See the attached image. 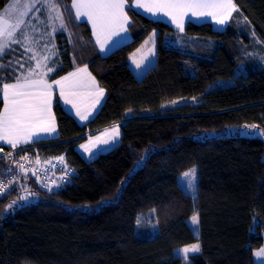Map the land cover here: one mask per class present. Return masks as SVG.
<instances>
[{"label":"trees","instance_id":"trees-1","mask_svg":"<svg viewBox=\"0 0 264 264\" xmlns=\"http://www.w3.org/2000/svg\"><path fill=\"white\" fill-rule=\"evenodd\" d=\"M10 2L0 0V13ZM233 2L224 30L189 22L180 32L127 9L133 39L106 56L90 25L71 10V23L56 35L62 70L50 80L88 66L107 99L82 126L57 95L58 137L0 158V179H14L16 189L0 200V264H186L175 252L196 242L201 251L191 264H255L254 252L264 245V137L239 130L264 129V0ZM71 3L61 5L66 20ZM154 31L156 62L138 78L129 58ZM12 58L11 52L0 63ZM230 79L232 85H218ZM180 99L195 103L165 107ZM2 105L0 98V111ZM115 124L122 125L120 143L87 161L78 147ZM26 154L64 156L74 169L71 182L50 192L19 168ZM192 167L195 200L178 186ZM25 195L28 202L19 200ZM14 200L22 206L9 209ZM149 211L158 234L139 239V217ZM194 214L199 237L188 222Z\"/></svg>","mask_w":264,"mask_h":264},{"label":"snow or ice","instance_id":"snow-or-ice-1","mask_svg":"<svg viewBox=\"0 0 264 264\" xmlns=\"http://www.w3.org/2000/svg\"><path fill=\"white\" fill-rule=\"evenodd\" d=\"M62 4L63 0H30V4H20L17 0L13 4L11 12L0 15V59L11 54V51H13L11 44L21 43V40L27 41L29 44L36 43L28 28L30 27L32 31L37 30L36 25L32 23V19L39 20L37 13L41 11L47 12L49 20H59V29H66L73 19L71 10L74 9L76 20L86 17L88 21H91L95 43L104 52L123 43L128 38L130 28L135 26L128 15V11L135 13L139 9H144L156 17L157 20L159 19L158 14L162 12L164 16L171 18L180 32H183L184 17H187L190 22L193 17H210L217 25L224 26L232 15V11L236 8L233 0H151L149 3H145L143 0H133L132 5L128 4V0H72L71 5L67 6L69 15L66 20L65 12L61 8ZM37 5L41 7H37ZM126 7L128 11H125ZM33 8H35V12L32 13L31 19L26 20ZM56 31L58 29L54 27L53 32ZM113 37H117V39H113ZM26 50L33 51L30 47ZM49 51H51L52 56L57 55L55 51ZM39 55V53L34 52L29 58L36 61L35 67L29 64L27 71L19 74H17L18 70L12 67L11 62L8 66L0 63V85H2L3 98V110L0 111V141L10 145L13 149L20 148L21 151L26 150L25 145L37 142V138L41 134L56 132L55 119L51 109L54 86L59 89V96L64 100V103L70 104L76 109V115L79 116L81 121L89 120L92 112L81 111L76 99L80 95V90L84 88L93 90L89 92V95L96 97L92 105L93 108L100 103L99 98L103 96V90L96 86L95 78L87 72V67L77 68L76 71L69 73L67 76H62L60 79L53 78L50 83L48 77L53 73H58L62 68L55 61L50 65L48 63L49 56L37 59ZM137 67H140V65L137 64ZM20 68H24V65L20 64ZM82 73L86 74L89 79H83L81 77ZM7 80L13 82H6ZM172 103L176 104L177 101ZM121 126L117 125L112 129L114 135L109 138L102 140L97 136L95 143L108 148L114 147ZM250 128L251 130L246 126L243 131L249 136L264 137V129H259L255 124L251 125ZM91 143L90 138L89 144ZM80 147L92 156H95L96 152L106 150L104 147H98L96 152H93L89 145H80ZM0 151H3V149L0 148ZM139 166L137 164L136 167ZM19 167L21 170L24 168L23 165H19ZM8 172L10 173L11 169H8ZM33 175H36V173L34 172ZM179 180L180 184L178 186L181 190L191 195L195 200L198 193L196 169L192 168L184 172ZM70 182V180L66 181V183ZM14 184V179L0 181V189H2L0 190V200L16 190L15 187H12ZM60 187V185H56V188ZM121 187H123V184ZM24 191L29 192L27 188ZM49 191L51 192L52 189L50 188ZM32 194L29 192V195ZM28 199V196L19 197L21 201H28ZM107 203H109L107 200L101 201L102 205ZM21 206L20 203L14 200L8 205V208L14 209ZM192 222L194 224L198 223V217L193 216ZM178 251L182 252V258L186 264H191L194 255L200 253L201 248L199 244H193ZM190 253L193 255L190 256ZM254 255L258 258L264 257V248L256 251Z\"/></svg>","mask_w":264,"mask_h":264},{"label":"crops","instance_id":"crops-1","mask_svg":"<svg viewBox=\"0 0 264 264\" xmlns=\"http://www.w3.org/2000/svg\"><path fill=\"white\" fill-rule=\"evenodd\" d=\"M16 2H17V0H11L9 5L5 8V10L2 13H0V15H6L8 12L12 11V6ZM143 2L149 3V2H151V0H143ZM19 3L20 4H30V0H19ZM37 7H41V6L37 5ZM236 9L237 8H235V10L232 11V15L228 18V20L226 22V25H224V26L217 25L216 22L214 20H211L210 17H201V18L193 17L191 22H194V23H197V24L210 23V24L213 25L214 29H216V30H224L229 25L234 13L236 12ZM73 11L75 12L74 9H73ZM125 11H127V7H126ZM33 12H35V8L32 9V12H29V15H28V17H26V20L27 19H31ZM136 12L144 15L147 18H150V19H153V20H157L156 17H154L151 13L146 12L144 9H139ZM37 15L39 16V20L32 19V23L36 25V29L37 30L36 31H32V29L30 27L28 28V31L30 32L31 36L36 41V43L29 44V42L21 40V43L11 44V49L13 50L11 52L13 53V58L10 59V60H11V64L13 65V67L18 70L17 74H19L20 72H26L27 69H28L29 64H31L33 67H35L36 61L29 59L34 54V52L40 54L37 57V59H40L43 56H49L50 59H49L48 63L50 65L52 64L53 61H55L57 64L60 63V57H59V52H58L57 43H56V35H57V33L60 32L61 30H63V29H59V23L60 22H59V20H55V21L49 20L47 18L48 14H47L46 11H41L40 13H37ZM189 15H191V13H189ZM158 16H159V19H158L159 21H163V22L169 24L170 26H172L173 28H175L176 30H178L177 27H176V24L172 22L170 17L164 16L162 12L159 13ZM78 21L87 22L90 25L91 29H92V23H91V21H88L86 17H81V19L78 20ZM56 22H57V24L55 25ZM189 22L190 21L188 20V18L184 17V20H183L184 29L186 28V26H187V24ZM46 25L49 27L48 30H46ZM53 25H54L55 28L58 29V31L53 32V28H54V27H52ZM49 33H51V35H49ZM92 34H93V29H92ZM93 38H94V41H95V36L94 35H93ZM147 38L144 40V42L141 44V46L138 49H136L131 54V56L129 58V64H130L131 68L133 69V71L135 72V74L137 75L138 78H141V77L138 76V73L139 72H143L144 70H148L155 63V59H156V54L154 53V51H152V54H151L145 48V43H146ZM113 39H117V37H113ZM132 39H133V33H132L131 29H130L128 38L126 40H124L123 43L118 44L115 47H112L110 50H106V51L102 52L100 50V46L98 44H96V45H97V47H98V49L100 51V54L103 55V56H106V55L110 54L112 51H114L115 49H117L118 47L130 42ZM8 43H10V41H8ZM28 47L32 48L33 51H27L26 49ZM49 50L55 51L57 53V55L52 56L51 55V51H49ZM20 64H23L24 68H20ZM137 64H139L140 67H137ZM84 67H87V72L90 73L92 77H94L93 73L91 72V70L89 69L88 66H82V67H78V68H84ZM76 69L72 70L71 72L76 71ZM71 72H69V73H71ZM69 73H67V74H65L63 76H67ZM50 76L48 77V80L51 83L52 80H50ZM81 77L83 79H85V80L89 79L88 76L86 74H83V73L81 74ZM57 79H60V77L57 78ZM95 84H96V86L99 89L103 90V96L99 98L100 99V103L97 104L95 106V108H93L92 105L95 102L96 97L94 95H89V92L93 91L92 89H90V88L81 89L80 90V95L76 98L77 102L80 105V109H81L82 112L83 111L92 112V116L89 118V120H86V121H81L80 120L79 116L76 115V109L73 108L72 105L64 103V100L59 96V89L54 86L51 109H52V114H53L54 119H55L56 132L51 133V134H41V136L37 138V142L54 139V138L58 137V135H59L58 125H57L56 117L54 115V103H55V98H56L57 95L59 96L64 109L69 114H71L77 120V122L80 125L83 126V125L89 123L91 120H93L97 116V114L100 112V110L104 106V104L106 102V99H107V93H106L105 89H103L99 85V83H98L96 78H95ZM0 98L3 101L2 91H1ZM2 110H3V105H2L1 111ZM117 125H119V124H115V125H112L110 127L105 128V129H102L101 131H99L98 133H96L92 137L96 138L97 136L101 135L102 133H105V132L108 133L109 131H112V129H114ZM109 137L110 136H108L107 138H109ZM121 137H122V130H121V127H120L119 128V136L117 137V143H116V145L114 147H116L120 143ZM32 144H34V143H31L29 145H32ZM29 145H25V146H29ZM0 146L12 148L10 145H8V144H6V143H4L2 141H0ZM114 147L109 148V150L113 149ZM16 149H18V148H16ZM78 149H79V147H78ZM56 159H59V160L63 159L64 162H65V157L64 156L58 157ZM261 248H264V245ZM260 249L255 250V252L260 250ZM254 258H255V264H264V257H259L258 258V257H256L254 255Z\"/></svg>","mask_w":264,"mask_h":264},{"label":"rangeland","instance_id":"rangeland-1","mask_svg":"<svg viewBox=\"0 0 264 264\" xmlns=\"http://www.w3.org/2000/svg\"><path fill=\"white\" fill-rule=\"evenodd\" d=\"M11 12V11H10ZM57 24V22L55 23V25ZM52 27H54V25L52 26ZM49 29V27L46 25V30H48ZM64 30V29H63ZM153 34H155V35H153ZM157 43H158V32L157 31H154L153 33H151V35L150 36H148V38H147V40H146V43H145V48L149 51V53H151L152 54V51H154V53L156 54V58H157ZM136 54V53H135ZM155 62H156V59H155ZM155 64V63H154ZM153 64V65H154ZM152 65V66H153ZM151 66V67H152ZM150 67V68H151ZM146 71L147 70H144L143 72H139L138 73V76L139 77H143L144 75H145V73H146ZM234 83V80L233 79H230V80H228V81H222L221 83H219L218 85H222V86H225V85H232ZM217 87V85H215V84H213L212 86H211V88L213 89V88H216ZM193 104V103H195V100H189V99H180V100H177V103L176 104H173V103H171V104H168V105H166L165 107L166 108H177V107H180V106H182V105H185V104ZM246 128V127H245ZM245 128H243V129H240L239 131H240V133L241 134H243V135H247L243 130L245 129ZM248 129L249 130H251V128H250V126L248 127ZM235 131H237V130H235ZM112 135H114V133L112 132V131H109L108 133H102L101 135H99V137L103 140V139H106L108 136H112ZM90 138H91V140H92V143L91 144H89V140H90ZM81 145H89L90 146V148H91V150L93 151V152H96V149L98 148V147H104L106 150L105 151H103V152H96V155L95 156H92V155H90V153L89 152H85L84 151V149L83 148H81L80 146H79V152L82 154V156L87 160V161H93L94 159H96L100 154H103V153H107V152H109V151H111V150H109V148L107 147V146H104V145H98V144H96L95 143V138L94 137H89V139L86 141V142H84V143H82ZM109 150V151H108ZM20 159V158H19ZM19 159H17V161H19ZM52 162H55V160H52V161H50V163H52ZM61 162H63V163H65L64 162V160L62 159L61 160ZM53 164V163H52ZM192 168H195L196 169V176H197V184H198V169H197V167H192ZM192 168H190V169H188L187 171H189V170H191ZM24 170V169H23ZM25 171V170H24ZM186 172V171H185ZM182 175H183V173L179 176V178L180 177H182ZM179 178H178V181H179V183H180V180H179ZM55 183L54 184H56V182L57 183H60L61 181L59 180V179H57L56 177H55ZM0 181H5V180H1L0 179ZM57 185V184H56ZM44 187V186H43ZM44 188H46V189H52V190H55L56 189V186L55 185H51V186H47V187H44ZM26 196V195H25ZM29 201V200H28ZM27 201V202H28ZM146 216V217H142V216ZM143 215H141L140 217H139V223H138V226H137V229H136V237L137 238H139V239H147V238H153V237H155V236H157V234H158V226H157V224H156V221H155V212L154 211H149V212H147V213H145V214H143ZM193 216H197L198 217V223H196V224H194L193 222H192V217ZM189 220H188V222H189V224H190V226L192 227V229H193V231H194V233L199 237L200 236V222H199V216L197 215V214H194ZM142 217V218H141ZM153 218V219H152ZM145 222H147V223H145ZM197 229H198V231H197ZM194 244H199L200 245V248H201V243L200 242H196V243H194ZM193 245V244H192ZM189 246H191V245H189ZM186 247V246H185ZM183 248V247H182ZM182 248H180V249H182ZM180 249H178V250H180ZM176 251V255L175 256H177V257H182L183 256V254H182V252H179V251ZM190 256L191 255H193V254H189Z\"/></svg>","mask_w":264,"mask_h":264},{"label":"built area","instance_id":"built-area-1","mask_svg":"<svg viewBox=\"0 0 264 264\" xmlns=\"http://www.w3.org/2000/svg\"><path fill=\"white\" fill-rule=\"evenodd\" d=\"M17 149L7 151L3 149L0 151V158H11ZM55 162L50 163V161ZM18 165H23L24 170L34 176L44 187L51 185H63L67 180L71 179V175L74 173V169L66 163L56 158H48L42 156H34L32 154H26L17 161ZM20 168V167H19ZM36 175H33V173ZM55 177L59 179L60 183H55ZM63 178V179H62ZM54 182V183H53ZM2 190V189H0Z\"/></svg>","mask_w":264,"mask_h":264}]
</instances>
